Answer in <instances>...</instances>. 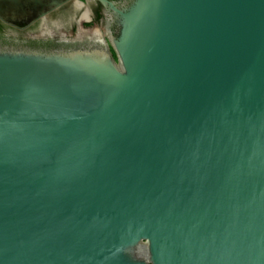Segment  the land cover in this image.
Wrapping results in <instances>:
<instances>
[{
	"label": "water",
	"instance_id": "95a60500",
	"mask_svg": "<svg viewBox=\"0 0 264 264\" xmlns=\"http://www.w3.org/2000/svg\"><path fill=\"white\" fill-rule=\"evenodd\" d=\"M96 1L0 47V264H264V0Z\"/></svg>",
	"mask_w": 264,
	"mask_h": 264
},
{
	"label": "flooded vegetation",
	"instance_id": "af4514ba",
	"mask_svg": "<svg viewBox=\"0 0 264 264\" xmlns=\"http://www.w3.org/2000/svg\"><path fill=\"white\" fill-rule=\"evenodd\" d=\"M120 7L131 0H110ZM100 15V16H97ZM83 16V17H82ZM117 27L96 0H0V47L50 51L99 41Z\"/></svg>",
	"mask_w": 264,
	"mask_h": 264
},
{
	"label": "rangeland",
	"instance_id": "374dc122",
	"mask_svg": "<svg viewBox=\"0 0 264 264\" xmlns=\"http://www.w3.org/2000/svg\"><path fill=\"white\" fill-rule=\"evenodd\" d=\"M96 28H98V27H96ZM99 29V28H98Z\"/></svg>",
	"mask_w": 264,
	"mask_h": 264
},
{
	"label": "trees",
	"instance_id": "16d2710c",
	"mask_svg": "<svg viewBox=\"0 0 264 264\" xmlns=\"http://www.w3.org/2000/svg\"><path fill=\"white\" fill-rule=\"evenodd\" d=\"M97 16H100V15H97Z\"/></svg>",
	"mask_w": 264,
	"mask_h": 264
},
{
	"label": "bare ground",
	"instance_id": "6f19581e",
	"mask_svg": "<svg viewBox=\"0 0 264 264\" xmlns=\"http://www.w3.org/2000/svg\"><path fill=\"white\" fill-rule=\"evenodd\" d=\"M83 17V16H82Z\"/></svg>",
	"mask_w": 264,
	"mask_h": 264
}]
</instances>
